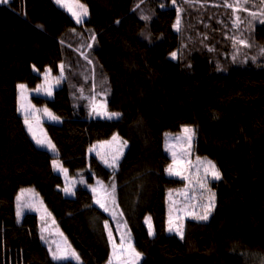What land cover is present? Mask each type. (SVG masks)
Wrapping results in <instances>:
<instances>
[{
  "label": "trees",
  "instance_id": "obj_1",
  "mask_svg": "<svg viewBox=\"0 0 264 264\" xmlns=\"http://www.w3.org/2000/svg\"><path fill=\"white\" fill-rule=\"evenodd\" d=\"M80 1L89 14L79 24L53 0L0 4V264H78L52 259L35 212L16 220L23 186L38 192L79 264L110 261L111 217L81 179L110 192L116 185L138 264H264V0ZM45 68L61 77L50 97L33 92ZM19 83L59 117L42 121L55 154L25 129ZM93 96L120 115H90ZM184 124L194 127L195 155L211 159L220 179L210 183L208 219H186L181 239L165 223L167 191L183 181L165 175L162 145ZM114 133L127 141L115 169L88 152ZM53 159L77 180L74 195H64Z\"/></svg>",
  "mask_w": 264,
  "mask_h": 264
},
{
  "label": "rangeland",
  "instance_id": "obj_2",
  "mask_svg": "<svg viewBox=\"0 0 264 264\" xmlns=\"http://www.w3.org/2000/svg\"><path fill=\"white\" fill-rule=\"evenodd\" d=\"M53 1L56 2V0H53ZM68 2L71 3L72 0H68ZM79 3L83 4V2L80 0H79ZM63 8L67 12H69L65 7H63ZM86 17L87 16L83 17L82 20ZM41 79L42 80L40 81L39 85L43 84V80H44L43 74H41ZM57 85L58 84H56L55 81H53L52 93L54 91V88ZM36 89H37V87L34 89V91H33L34 93H36L38 95L40 94V95H43L46 97H50L43 91L37 92ZM31 92L32 91L28 90L27 96H28V100L31 102V104L34 105V103L30 99ZM17 96H18V91H17ZM96 102L106 104L105 99H96ZM35 108L38 110L36 112V116L38 117V120H39L38 125L36 127L37 135L40 136L41 138H43L44 134H46L47 138L49 139V136H48L47 132L45 131V128H44L43 122H42L43 120H50L43 112V109L45 107L37 108L35 106ZM90 109H91V106H90ZM107 111L113 112V111H110L108 108H107ZM20 115H21L22 121L24 123L23 115L21 113H20ZM93 116H96V117H99L102 119H105V118L109 119L106 116L96 115L95 113H93ZM111 119H116V117H113ZM24 126H25V124H24ZM181 126H182L181 129L177 132L166 133L164 135V140H163V145H162V148L164 149V151L168 155V158L170 159L169 162L164 166L165 175L168 177H172V178L176 177V178L183 181L182 186H180L179 188L167 191L168 192L166 195L167 217H166V223H165L167 231H168V220H169L170 213L173 216V218H175L177 213H179V215H181L183 217V222L186 221V219L196 220L195 218H193L192 215H186L185 213L202 214L204 211L203 205L208 203L207 197L209 195V192L206 189H202L200 187V181L198 180V178L204 177L203 165L207 161H209V160L212 161V160L209 159L208 157H205V156L199 157V160L197 159L198 156L195 155L194 147H193L195 135L192 138L191 146H190V150H189L188 142H187V140L183 139L184 133L182 131V129L184 127H190L192 129H194V127L187 125V124H184ZM25 129L27 130L26 126H25ZM27 132H28V130H27ZM114 134L120 138V141H125L122 139V137L118 133H114ZM114 134H112L106 140L96 141V143L92 144L89 147V149H90L93 146H95L94 150L91 151V153L95 154V155H97V153H99L100 155H97V157L103 163H104V159H102V157L105 159L111 160V157L115 154L116 147L119 146V144H120V141H117L115 143H104L106 141L111 142ZM31 138H32V136H31ZM33 142H34V144H36L34 140H33ZM166 142H167V144L171 150H166ZM52 144L54 145V143H52ZM124 147H123V149H124ZM40 148L46 149L50 154H55V152H56V149H55V152L49 151L47 146L40 147ZM89 149H88V151H89ZM172 151H175L177 153L178 159L181 156L183 157V167L185 170V175L189 176L188 180H185V179L181 178L180 176L169 175L168 172H166V168L170 164H172V162H173ZM66 176H67V181H66V178L64 176V182H62V191H63L64 187L66 186V182H67L68 186L74 185L73 179H71L68 175H66ZM207 180H208L207 188L211 190V193H214V190H212V188L210 187V183L212 180H215V179H213L212 177H208ZM95 184L96 185L94 187H96L98 190H100L102 187L104 189H106L105 185H103V184L102 185H98L97 183H95ZM83 185L90 186V185L85 184V183H83ZM63 193L65 194L64 191H63ZM92 195H93V192H92ZM98 195H103V192L98 191ZM17 196L21 197V200H20L21 204H32V205H34V207H24L23 214L20 217L19 221H21L23 215L26 212H32V213L35 212L36 213L37 219L39 220L40 238L42 236L44 237V239H41V241H43V243L47 247V251H49V254L51 257H52L51 252L57 251L58 245L61 249H68L69 252L74 251L77 254V256L79 257L76 250H74L72 248L71 244L69 243V240L66 239V237L63 234V232L61 231V229H59L58 225L55 222V219L53 218V215L51 214L49 209L45 207V205L42 201V198H40L38 192H36L34 190V188L29 187V186H23L17 192V194L15 196V218H16V220H17V216H16ZM108 207H109V211H107V215L111 217L110 219H111V223H112L110 226V229H109V232H111V236H112V241H111L112 248H113V244H115L117 246L120 245L121 234L125 235V239H130L131 244H132V237H131L129 228L126 225L124 217L119 213L117 206L115 205V203H113L112 197H109ZM45 209L47 210V212H45ZM211 212L209 213V215L211 214ZM49 213H50V215H49ZM146 218H149V221L151 223L150 217L147 216ZM145 223H146V220H145ZM146 225L148 226V230H149V224L146 223ZM42 229H43V231H42ZM152 230H153V226H152ZM50 249H51V252H50ZM69 259L75 261L78 264L81 262L80 257H79V261H77L71 257H69ZM110 261H111V264H119V260L117 259V255H114L113 250H112L111 257H110ZM110 261L106 264H110Z\"/></svg>",
  "mask_w": 264,
  "mask_h": 264
},
{
  "label": "snow or ice",
  "instance_id": "obj_3",
  "mask_svg": "<svg viewBox=\"0 0 264 264\" xmlns=\"http://www.w3.org/2000/svg\"><path fill=\"white\" fill-rule=\"evenodd\" d=\"M8 3V0H0V4H6ZM56 3L61 5L62 7H65L72 15V17L75 19L76 23H82V18L87 16L89 14L88 8L84 5L79 3V0H72L71 3L68 2V0H56ZM226 7H231L233 8V11H240L244 10L247 11L246 8H241L239 4L236 6H233L232 4H226ZM139 7V5H137ZM163 7V5H161ZM179 9L177 10V20L176 23L173 25L174 28L179 30V25H180V16H179ZM253 18L256 17L257 13L255 12H250L249 13ZM261 16H264V12L260 13ZM144 18V17H142ZM237 22H239L240 17H236ZM260 23L264 24V19H261ZM95 39V37H93ZM239 44L248 47V43L241 39L238 41ZM91 47V45H89ZM262 53H264V49L261 50ZM173 58L176 57V53L171 54ZM61 68V77L63 75V65L60 66ZM33 71H38L35 65H33ZM43 84L38 85L36 91H43L45 92L48 96L52 95V88H53V81H55L56 84L59 83L61 77H51V69L45 68L44 73H43ZM17 90H18V96H17V111L20 112L23 115L24 118V124L29 132V134L32 136V139L35 141L37 146L39 147H45L49 149V151L55 152V145L52 144L51 140L47 138L46 134H44V137L41 138L40 136L37 135L36 127L38 125V117L36 116V112L38 111L35 108V105L31 104V102L28 100L27 96V86L23 83H19L16 85ZM92 103H91V109H90V115L92 113H95L96 115L100 116H106L107 118L111 119L113 117L119 116V113L115 112H108L107 111V106L104 103H97L96 98L93 96L91 98ZM44 114L53 121H58L59 117L56 116L54 113L49 111L47 107L43 109ZM42 131V130H41ZM184 133L183 139L187 140L188 145H189V150L191 146V141L194 136V129L190 127H184L182 129ZM117 141H120V138L117 135H113L112 141L111 142H104V143H115ZM127 145V141H120L119 146L116 147L115 154L111 157V160L104 159V163L110 167L115 169L118 165L120 156L123 155V147ZM95 146L89 149V151H93ZM166 150H171L166 142ZM97 155H100L97 153ZM172 157H173V162L166 168V172H168L169 175L172 176H180L181 178L188 180L189 176L185 175V170L183 167V157L181 156L179 159L177 158V153L175 151H172ZM199 160V157L197 158ZM52 166L54 170H58L61 173L65 174V178L67 181V169L63 167V165L56 159L52 160ZM203 171H204V177L203 178H198L200 181V187L202 189H206L209 192V195L207 197L208 203L203 205L204 211L202 214H196V213H185L186 215H192L193 218L197 220H207L209 213L212 211V208L215 206L214 205V200H215V194L211 193V190L207 188L208 184V177H212L215 180L220 179V172L216 168V165L212 161H207L203 165ZM80 183H85L83 179L79 181ZM98 185H102V182L97 181ZM73 186H68L66 182V186L64 187L63 191L65 192L66 195H74L75 193L73 192ZM91 191L93 192V199L94 202L99 205L100 208H102L104 211H109L108 207V200L109 197H112V201L114 203V194H115V189L116 185L113 183L111 185V192H109L107 189H104L103 187L98 190L96 187H91ZM98 191H102L103 195H98ZM21 197L17 196V207H16V216H17V221L19 222L20 217L23 214V209L24 207H34L32 204H21L20 203ZM45 212L47 210L45 209ZM50 215V213H49ZM146 223L149 224V231L148 234L149 236L153 235V230L151 223L149 221V218H146ZM105 228H108L107 221L105 222ZM43 231V229H42ZM168 231L169 232H175L176 235H178L181 239L184 238V224H183V217L177 213L175 218L173 216L169 215V220H168ZM41 239H44L42 236ZM109 240L110 242L112 241V236L111 232H109ZM51 252V249H50ZM113 253L114 255H117V259L119 260V264H138L142 257V253L137 251L131 244L130 239H125V235L121 234V242L120 245L117 246L113 244ZM52 259L53 260H66L69 257L74 258L75 260L79 261V257L74 251L69 252L68 249H61L59 245L57 246V251L51 252ZM111 264V261H110Z\"/></svg>",
  "mask_w": 264,
  "mask_h": 264
},
{
  "label": "crops",
  "instance_id": "obj_4",
  "mask_svg": "<svg viewBox=\"0 0 264 264\" xmlns=\"http://www.w3.org/2000/svg\"><path fill=\"white\" fill-rule=\"evenodd\" d=\"M126 148V146L124 147V149ZM123 149V152L125 151ZM89 152V151H88ZM89 154H92L91 152H89ZM92 155H95V154H92ZM95 156H97V155H95ZM59 175H61V178H62V182H64V176H65V174L64 173H61L60 171H57V170H55ZM66 175H68V174H66ZM71 179H73V182H74V188L76 187V181L77 180H75V178L74 177H71L70 175H68ZM96 185V184H95ZM73 188V189H74ZM64 195H66V194H64ZM67 196H71V195H67ZM147 217V216H146Z\"/></svg>",
  "mask_w": 264,
  "mask_h": 264
}]
</instances>
